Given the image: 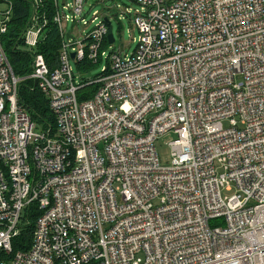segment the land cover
<instances>
[{
  "label": "built area",
  "instance_id": "obj_1",
  "mask_svg": "<svg viewBox=\"0 0 264 264\" xmlns=\"http://www.w3.org/2000/svg\"><path fill=\"white\" fill-rule=\"evenodd\" d=\"M51 1L48 18L29 0L18 76L0 0V264H264V0H98L89 19L85 0ZM113 17L138 31L130 53ZM49 22L48 62L37 48ZM24 80L52 125L19 103ZM169 131L161 165L154 143ZM30 213V244L14 250Z\"/></svg>",
  "mask_w": 264,
  "mask_h": 264
},
{
  "label": "trees",
  "instance_id": "obj_2",
  "mask_svg": "<svg viewBox=\"0 0 264 264\" xmlns=\"http://www.w3.org/2000/svg\"><path fill=\"white\" fill-rule=\"evenodd\" d=\"M12 3V13L7 25L6 32L1 37V42L6 50L8 60L12 66L14 73L18 76L28 75L30 68V52L22 49L23 40L20 37L23 31L31 6L29 0H10ZM51 0H44L43 9L48 18H50L53 8ZM46 37L42 43L38 45V51L44 57L51 61V57L55 55L56 46L58 47V33L54 24L49 22L46 25ZM16 45V47H15ZM94 86H86L78 91L79 97L89 94L93 91ZM19 103L25 108L31 120L41 128H46L52 125L54 121L53 114L49 108L47 98L42 92L34 85L31 80H24L19 85ZM36 213H30V224L24 227L20 234L13 240L14 250H24L28 248L31 241L33 231V221Z\"/></svg>",
  "mask_w": 264,
  "mask_h": 264
},
{
  "label": "rangeland",
  "instance_id": "obj_3",
  "mask_svg": "<svg viewBox=\"0 0 264 264\" xmlns=\"http://www.w3.org/2000/svg\"><path fill=\"white\" fill-rule=\"evenodd\" d=\"M61 1V0H59ZM124 2L126 6L131 8H137L136 5L133 3H128L123 0H116V4H121ZM102 5L98 2V0H85L84 3V11L85 16L87 19L90 18V14L95 9H100ZM81 28L80 26L73 27L72 24L69 22L66 25V31L70 32L73 31L76 37H81ZM111 31L113 32L115 38V47L121 48L123 53H130L135 45H136V38L138 37V31L133 24H130L128 20L121 19L120 22L113 17L111 20ZM78 37V38H79ZM101 65H98L95 69L92 70L91 74H96L100 71ZM224 125L227 126V123L224 122ZM175 138V134L172 131L162 133L158 136L155 140V148L157 151V155L161 165H167L170 163V147L169 142H171ZM238 193L237 188L235 185H232L230 190H223V195H232ZM241 197V194H238Z\"/></svg>",
  "mask_w": 264,
  "mask_h": 264
},
{
  "label": "water",
  "instance_id": "obj_4",
  "mask_svg": "<svg viewBox=\"0 0 264 264\" xmlns=\"http://www.w3.org/2000/svg\"><path fill=\"white\" fill-rule=\"evenodd\" d=\"M111 1V0H110ZM110 1H108L107 2V5H109V2ZM104 20L107 22V23H109V20L107 19V18H104ZM107 38H108V40H109V42H113V35H112V33H109L108 34V36H107ZM73 53H71V58H73Z\"/></svg>",
  "mask_w": 264,
  "mask_h": 264
}]
</instances>
